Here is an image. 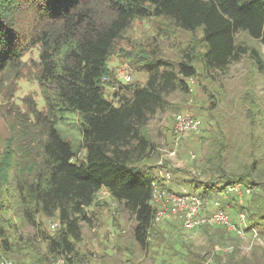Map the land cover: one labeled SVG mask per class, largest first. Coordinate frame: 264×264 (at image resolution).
I'll use <instances>...</instances> for the list:
<instances>
[{
  "label": "trees",
  "instance_id": "1",
  "mask_svg": "<svg viewBox=\"0 0 264 264\" xmlns=\"http://www.w3.org/2000/svg\"><path fill=\"white\" fill-rule=\"evenodd\" d=\"M11 2L3 0L0 6L9 8ZM34 5L42 15L53 22L61 20L63 25L29 39L39 47L36 78L44 108L39 110L30 100L28 114L16 115L11 109L3 112L8 132L0 137V257L28 264L58 259L63 264H93L96 254L78 245L84 226L94 224L92 209L100 205L96 195L105 189L117 210L132 223L133 240L122 246L127 256L122 263L171 264L159 259L164 236L161 239L156 225L169 219L153 224L155 179L148 164L157 151L146 127L158 113L174 111L176 96L191 94L190 80L212 99L210 107L215 109L227 93L224 83L232 82L233 64L245 63L250 73L264 75V56L248 42L264 45V0H112L115 19L101 27L81 11L85 7L81 0H34ZM152 18L192 38L175 60L159 56L155 48L139 56L138 71L146 79L143 84H122L121 94L115 93V104L104 95L107 61L135 19ZM22 50L18 34L0 22V77L18 69ZM241 90L240 111L250 123L241 135L222 119V123L216 120V126L203 137L208 149L195 164L205 181H197L205 187L199 193L210 197L220 183L249 186L251 192L242 203L231 196V212L245 211L248 225L264 234L261 110L251 113L258 100L245 86ZM66 112L79 117V150L57 128ZM82 149L80 161L77 155ZM51 220L58 225L49 231ZM198 228L208 236L214 230L223 241L227 235L240 238L222 225ZM247 262L264 264V258L254 251Z\"/></svg>",
  "mask_w": 264,
  "mask_h": 264
},
{
  "label": "rangeland",
  "instance_id": "2",
  "mask_svg": "<svg viewBox=\"0 0 264 264\" xmlns=\"http://www.w3.org/2000/svg\"><path fill=\"white\" fill-rule=\"evenodd\" d=\"M196 35L198 37L199 33ZM191 38L190 33L175 30L160 19H135L128 31L116 42L107 61V73L104 80L105 97L116 104L115 93L121 94L122 84L144 83L146 75L144 72L138 71L140 63L136 64V60L142 55L147 56L148 51L155 48L159 56L175 60L179 58L180 48L189 43ZM29 39L30 37L25 39L18 35L20 45L23 46L22 55L19 58L20 66L15 71H9L6 74L7 77H0L2 84L0 85V137L8 132L7 119L3 115L5 110L11 109L16 115L28 114V110L32 108L30 100L33 105L35 102V106L39 110L44 108L41 85L36 78V74L39 72V47L31 43ZM248 42L259 48L264 56L263 44L251 39ZM230 74L233 76L232 82L228 85L224 83L227 93L224 95L221 105L215 109L210 107L212 99L201 91V88H197L193 80H190L191 94L176 96L172 101L174 111L158 113L149 121L146 132L156 146L157 155L148 165L154 169L152 177L156 182L165 184V187H170L172 191L185 189L199 193L204 190L205 187L197 179L205 181V178L195 168V164L208 149L207 142L203 137L208 136V130H212V127L216 126L217 119L220 122L222 119L226 127L235 128V132L241 135L244 134L246 126L250 123V118L245 117L246 114L243 113V115L240 111L238 97L242 92L241 87L245 86L247 90L249 89L258 100L255 107L251 109V113L256 112L257 109L261 110L258 120L262 132L259 131V134L264 138V75L250 73L246 64L242 62L233 64ZM248 74L254 77V82ZM246 76H248L247 79ZM186 111L195 115L201 124L196 132L190 133L182 139L178 146H175L172 135L174 117L176 114ZM57 128L61 135L70 141L74 150L80 149L81 129L77 113L66 112L63 119L57 124ZM84 152V149L78 152L77 158L80 161L83 159ZM166 173H169V177H166ZM191 179L193 181H190ZM165 187L163 188L167 190ZM215 194L216 190L212 192L213 198L217 196ZM231 196L233 194L228 196L224 194L220 199L222 202L230 204L233 198ZM96 201L100 205L92 209L95 212L94 224L84 226L83 240L78 246L96 254L93 264H124L122 261L127 256L122 254V246H126L133 240L130 228L132 223L125 218L123 212L117 210L116 203L104 189L97 193ZM233 210L231 212L230 208L232 218H236L237 212L240 210L239 208ZM167 219L169 221H162L156 225L160 230L161 239L162 235L164 236L163 243L158 248L159 253L162 254L160 260L164 259L171 264H191L192 260L194 261L192 264L201 262L203 264H236L242 260L248 264L247 261H251L254 251L264 258V234H258L255 227H253L255 229L253 234L248 232L239 239L233 235V238H229L230 235H227L223 237V241L216 234L217 232L213 233L214 230H210L208 236L199 228L193 231L185 230L177 218ZM54 221L56 220L49 222V231H52L50 224ZM98 255L100 256L97 257ZM3 258L14 261V258L9 256L0 257V260ZM198 259L202 261L198 263ZM58 260L49 264H56ZM18 262V264H28L23 260H18Z\"/></svg>",
  "mask_w": 264,
  "mask_h": 264
},
{
  "label": "built area",
  "instance_id": "3",
  "mask_svg": "<svg viewBox=\"0 0 264 264\" xmlns=\"http://www.w3.org/2000/svg\"><path fill=\"white\" fill-rule=\"evenodd\" d=\"M200 121L191 112L178 113L174 117L173 123V143L175 146L190 133L199 129ZM169 177V173H166ZM154 191L152 195L153 205L156 207L153 215V224L165 218H177L182 227L187 231L196 230L201 225H222L229 231H234L240 238L248 232L255 233L253 226L246 222L245 211L238 213L237 221H234L230 212V204L221 201V195L233 194L239 203H242L250 194L249 186H242L239 182L216 186L215 198L203 196L200 193L187 190L168 191L158 186L154 180L152 182ZM58 225L57 222L50 224L51 229ZM250 226V227H249ZM247 227L248 232H245ZM256 236V235H255ZM63 261L59 259L56 264ZM0 264H18L11 259L3 258ZM206 264V263H204Z\"/></svg>",
  "mask_w": 264,
  "mask_h": 264
},
{
  "label": "clouds",
  "instance_id": "4",
  "mask_svg": "<svg viewBox=\"0 0 264 264\" xmlns=\"http://www.w3.org/2000/svg\"><path fill=\"white\" fill-rule=\"evenodd\" d=\"M3 0H0V4ZM85 5L81 11L90 14L97 27L106 26L115 19V11L112 8V0H81ZM0 22L7 24L19 36L27 39L33 34L47 31L57 26L62 27L61 20L51 21L42 15L34 5V0H12L11 6H0Z\"/></svg>",
  "mask_w": 264,
  "mask_h": 264
},
{
  "label": "crops",
  "instance_id": "5",
  "mask_svg": "<svg viewBox=\"0 0 264 264\" xmlns=\"http://www.w3.org/2000/svg\"><path fill=\"white\" fill-rule=\"evenodd\" d=\"M102 190V189H101ZM105 190V189H104ZM106 191V190H105Z\"/></svg>",
  "mask_w": 264,
  "mask_h": 264
}]
</instances>
